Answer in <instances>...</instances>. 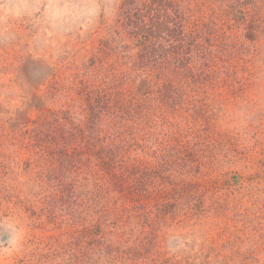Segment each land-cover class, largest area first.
Wrapping results in <instances>:
<instances>
[{"label": "rangeland", "instance_id": "rangeland-1", "mask_svg": "<svg viewBox=\"0 0 264 264\" xmlns=\"http://www.w3.org/2000/svg\"><path fill=\"white\" fill-rule=\"evenodd\" d=\"M142 3L0 0V264H264V0Z\"/></svg>", "mask_w": 264, "mask_h": 264}, {"label": "trees", "instance_id": "trees-1", "mask_svg": "<svg viewBox=\"0 0 264 264\" xmlns=\"http://www.w3.org/2000/svg\"><path fill=\"white\" fill-rule=\"evenodd\" d=\"M157 4H158V0H143L142 6L144 7L145 10H148L150 12H152L153 10L157 9ZM163 4V3H162ZM143 16V21H142V25H141V30L146 32L145 35H143V37H148L149 40L151 38V36H153L154 38H159L160 33L167 27H165V22H161L159 21V14L157 12L156 16L154 19L150 18L149 21L146 23L145 21V16ZM131 18V17H130ZM145 43H151L149 41H146Z\"/></svg>", "mask_w": 264, "mask_h": 264}]
</instances>
